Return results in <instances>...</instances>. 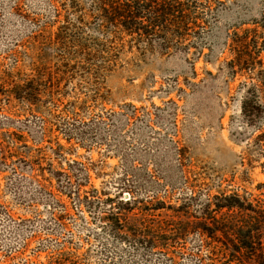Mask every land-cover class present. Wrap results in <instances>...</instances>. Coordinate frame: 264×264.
<instances>
[{
	"label": "rangeland",
	"instance_id": "obj_1",
	"mask_svg": "<svg viewBox=\"0 0 264 264\" xmlns=\"http://www.w3.org/2000/svg\"><path fill=\"white\" fill-rule=\"evenodd\" d=\"M221 1L218 18L199 34L203 51L195 55L200 56L195 63L183 48L148 54L143 64L117 72L99 86L86 77L87 70L63 59L59 65H66L71 81L55 92L58 108L53 104L45 108L50 116H31L17 102L9 112H0V128L10 124L15 132H24L31 148L29 152L16 146L0 129V140L4 138L15 154L8 166L0 162L3 264H21V260L49 264L58 256L80 264H239L225 255L226 237L222 233L215 239L208 237L212 233L205 226L213 228L215 218L229 219L228 212L222 216L226 210L215 211L224 195L237 193L254 206L264 201V134L257 131L264 128V117L258 122L261 126L255 127L246 125L242 116L241 87L253 83L256 76L244 72L232 78L224 69L233 24L257 18L264 4L263 0ZM48 4L47 0H0V63L13 64L15 54L21 53V60L25 59L21 67L28 65L32 43L41 35L48 37V30L39 34L45 22L51 25L49 32L63 30L65 20L57 19L55 13L64 14L67 7L57 0ZM69 21L76 22L73 15ZM3 116L13 121L7 123ZM57 143L65 146L62 160L55 159L49 149ZM26 154L46 158L43 169L35 167V174L51 195L29 179L31 164ZM68 160L88 169L89 180L81 194L95 202V209L66 195L63 174L68 172ZM51 166L54 173H49ZM77 176L81 175L75 173L74 183ZM192 196L195 200L187 206ZM120 197L141 203L159 201L165 208L152 213L157 219L150 223L169 222L175 232L186 231V240L176 245V251H152L114 236L101 218L121 212L117 209ZM208 200L213 203L209 212ZM56 201L64 208L57 207ZM64 209L69 214L66 228L51 214L55 212L57 219ZM234 214L236 218L230 217L238 224L247 216H259L240 210ZM40 248L48 251L38 252ZM63 248L67 253H58ZM214 248L218 249L215 255L211 254Z\"/></svg>",
	"mask_w": 264,
	"mask_h": 264
},
{
	"label": "trees",
	"instance_id": "obj_2",
	"mask_svg": "<svg viewBox=\"0 0 264 264\" xmlns=\"http://www.w3.org/2000/svg\"><path fill=\"white\" fill-rule=\"evenodd\" d=\"M60 1L67 9L64 14L58 10L59 12L54 16L65 20L63 30L60 29L56 33L49 32L51 25L45 22L39 28V34H44L48 30V37L44 38L45 36L41 35L32 43L30 59H26L28 65L21 67L25 61L23 58L21 60V53L15 54L13 64L0 63V112H9L13 104L17 102L27 108V113L31 116H35V113L42 114L44 117L50 116L51 114L45 108L51 104L58 108V104L55 103L57 99L55 92L64 83L71 81L65 70L66 65H59V61L63 59L68 63H74L77 68L87 70L86 77L89 76L95 80L99 86L106 83L113 74L134 69L138 64H143L148 54H167L171 50L183 48L185 53L194 57L195 63L203 51L199 34L203 28L204 30L209 28L210 21L218 18L221 12L219 8L223 5L221 0H57V2ZM53 2L54 0H47L49 4ZM72 15L76 22L70 23L69 17ZM190 36H193L195 43ZM195 36H198L197 39ZM39 39L42 42H39ZM226 51L230 58L225 60L224 69L230 77L233 78L244 72H254L256 76L253 83L246 82L241 87L242 116L246 125L258 127L260 125L258 122H261L264 117V8L257 18L237 21L233 24L232 31L228 33ZM197 54L200 56L196 57ZM23 68L29 74L24 73ZM3 117L7 123L13 121V118ZM74 127L70 131H73ZM0 129L16 146L21 145L20 147L31 149L27 146L24 132L23 134L15 132L10 124ZM257 131L264 134V128H258ZM41 135L44 141L46 131ZM64 148L65 146L59 143L49 147L55 159L59 160L64 159L62 153ZM26 155L28 156L25 158H28L31 164L29 179L38 182L40 191L51 195L50 190L38 181L35 174V167H38V170L43 169L42 162L46 158L44 156L33 158L29 154ZM14 157V152L7 146L4 138L0 140L2 165L8 166V162H13ZM67 164L68 172L63 174L66 195L71 199L75 197L88 209H95V202L81 194L82 188L89 180L88 169L74 160H68ZM76 166H80V169L77 170ZM77 172L81 176H77V181L74 183L72 180ZM14 173H18L17 169H14ZM49 173H54L52 166ZM124 189V187L121 188L122 191ZM118 195H121V192ZM120 198L117 209L121 212L113 211L101 218L114 236L125 241H132L137 245H145L152 251L156 248L167 251L173 248L172 251H176V245L186 240L183 238L186 231L175 232L174 226H171L169 222L150 223L153 219H157L152 213L165 208L159 206V201L156 204L155 200L141 203L135 198L133 200ZM194 200L193 196L190 197L186 205L189 206ZM161 203L166 204L164 201ZM55 204L57 207L64 208L58 201ZM254 205L237 193L224 195L216 203L215 209L217 212L226 210L222 216L227 215L228 212V215L236 218L237 215L234 214L236 210L249 215L259 214V216L256 219L247 216L240 224L234 222V218L230 216L228 220L222 217L221 221L215 218L213 220L216 222L215 227L205 226L209 234L212 233L208 237L215 239L219 233L226 237L227 243L223 242L226 247L225 255L236 258L239 264H264V201L261 199L257 206ZM97 206L99 204H96ZM212 206V201L208 200L206 204L208 212ZM63 211L65 213L60 214L57 219L55 212L51 214L54 220L60 222L62 228H66L64 221L69 219V214L67 209ZM136 211L139 212L135 213ZM256 233L257 235L254 236ZM255 239H257L256 242ZM170 242H172L171 245L168 244ZM28 245L26 243L24 249ZM206 246L209 247L210 244ZM43 249L45 248H40L38 252L48 251V248ZM217 251L218 249L214 248L211 254L215 255ZM58 253L65 254L67 251L63 248ZM254 253L258 256H253ZM3 263L5 262L0 260V264ZM21 264H28V262L21 260ZM49 264L80 263L65 256H58Z\"/></svg>",
	"mask_w": 264,
	"mask_h": 264
}]
</instances>
